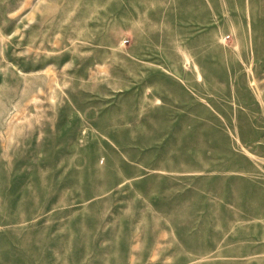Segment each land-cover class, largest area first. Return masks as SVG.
<instances>
[{"label":"rangeland","instance_id":"1","mask_svg":"<svg viewBox=\"0 0 264 264\" xmlns=\"http://www.w3.org/2000/svg\"><path fill=\"white\" fill-rule=\"evenodd\" d=\"M0 264H264V0H0Z\"/></svg>","mask_w":264,"mask_h":264}]
</instances>
